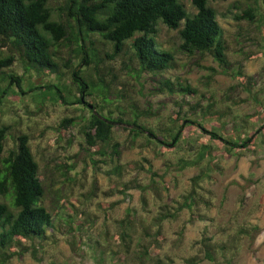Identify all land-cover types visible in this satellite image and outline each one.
<instances>
[{
	"label": "rangeland",
	"instance_id": "1",
	"mask_svg": "<svg viewBox=\"0 0 264 264\" xmlns=\"http://www.w3.org/2000/svg\"><path fill=\"white\" fill-rule=\"evenodd\" d=\"M183 2L189 13L196 12L191 0ZM212 5L224 30L228 66L210 54L181 51L179 31L162 23L159 39L174 53L176 68L164 74L145 73L135 80L120 57H105L98 72L101 70L112 87L113 99L117 93L121 94L120 105L127 112L124 118L134 116L137 111L152 126H166L180 115L186 119L199 117L202 107L213 102L219 115L214 114L215 120L206 122V127L219 130L215 122L222 118L226 122L225 132L230 135L236 124L241 129L243 119L260 116L263 108L259 101L264 102V0H228ZM247 7L255 9L256 21L237 19ZM100 48L105 45L100 44ZM77 51L75 44L60 47V71L51 76L26 71L19 61L0 70L25 79V90L32 82L66 85L73 100V94L77 93L75 80L79 79L72 70L82 58ZM78 70L91 73L95 79L99 77L93 65L82 64ZM3 76L6 75L0 73V90L9 85ZM166 80L176 86L180 81L188 82L197 94L169 92L164 86ZM10 88L0 105V128L9 126V150L16 147L20 135H29L46 188L45 205L54 213L55 228L48 232L46 240L15 244L13 249L20 253L9 264H112L111 253L124 250L119 235L120 220L131 214L136 229L134 250L140 238L146 246L150 245L153 238L147 232L157 231L153 218L162 207L173 210L179 206L193 189V179L204 170L208 176L196 187L198 203L193 210L180 212L176 220L164 222V238L151 253L161 259V264H264V132L257 134L250 148L230 154L219 142L209 141V135L190 128L184 142L172 151H164L155 145H145L142 138L134 141L128 125L118 123L114 132L122 144L123 168L122 175H117L113 164L109 161L106 164L107 157L94 152L92 156L82 150L80 126L61 124L65 118H88V108L42 99V90L21 94L15 82ZM130 99L135 106L128 104ZM113 109V116L119 117L120 112ZM262 120L255 124V129ZM202 138L217 148L215 164L207 162L180 170L181 160L195 158ZM94 160L99 162L94 165ZM67 166H73L69 180L62 176ZM133 183L149 186L146 209L140 189L121 192L125 185ZM97 246L108 250L104 262ZM207 251L213 260L207 258ZM144 264L155 261L146 260Z\"/></svg>",
	"mask_w": 264,
	"mask_h": 264
},
{
	"label": "trees",
	"instance_id": "2",
	"mask_svg": "<svg viewBox=\"0 0 264 264\" xmlns=\"http://www.w3.org/2000/svg\"><path fill=\"white\" fill-rule=\"evenodd\" d=\"M191 1L196 9L193 14L188 12L183 0H0V69L11 68L19 61L26 71L51 76L59 74L60 71V47L75 44L78 47L77 54L82 55L78 67L72 70L74 77L79 79L75 80L77 93L73 94V100L72 92L66 85H37L32 82L30 88L25 90V79L14 72L0 70L1 74L6 75L3 78L9 84L0 90V105L15 82L21 94L42 90V99L88 108V118H65L61 124L80 126L82 150L91 152L92 156L94 152L100 157H107L106 164L111 162L114 166L113 172L117 175H122L123 168L120 164L122 144L114 132L118 123L128 125L134 141L142 138L145 145H155L164 151H172L184 142V135L190 128L209 135V141L219 142L225 146L227 153L250 148L256 142L257 134L264 132V102L259 101L263 108L259 118L253 115L243 119L241 129L236 124L230 135L225 132L226 122L222 118L215 122L219 130L213 131L206 127V122L215 120L214 114L219 115L213 109V102L202 107L199 117L186 119L180 115L170 125L155 127L145 122L143 115L137 111L134 116L124 118L127 112L126 107L120 105L121 94L117 93L113 99L112 87L103 78L101 70L98 72L105 57H120L135 80H140L145 73L164 74L176 68L174 53L159 39L161 23L169 29L179 31L181 51L191 55L210 54L222 65L228 66L224 30L218 20L217 10L212 5V2L228 0ZM237 19L256 21L255 9L247 7ZM100 44L105 45V48H100ZM108 45L110 47L106 50ZM82 64L93 65L99 77L95 79L91 73L78 70ZM164 86L172 93L178 91L183 94H197L188 82L180 81L176 86L171 80H166ZM89 97L90 101L87 100ZM127 102L131 107L135 106L132 99ZM89 104L93 108H89ZM113 108L120 112L119 117L113 116ZM144 117L146 121L149 120L148 115ZM259 120H262L261 124L255 129L254 126ZM8 131L9 126L0 128V264H9L13 257L19 255L20 252L13 249L15 244L21 245L23 240H46L48 232L55 228L54 213L45 205L46 188L39 162L30 145V137L27 134L20 135L16 147L9 150ZM209 141L200 139L195 158L181 160L180 170L200 167L207 162L208 165L215 164L214 160L218 158L217 148ZM97 162L99 161L94 160V165ZM66 168L62 176L69 180L73 166ZM207 176L208 173L204 170L193 179V189L184 197L183 202L178 203L179 206L173 210L162 207L153 218L157 231L153 234L147 232L153 238L150 245L146 246L140 238L134 250L136 229L131 214L128 213L126 218L120 220L119 235L124 250L111 253V263L139 264L142 261L144 264L146 260H154L155 264H161V259H156L151 252L160 247L164 238V222L176 220L184 209H194L199 197L196 187ZM133 188L141 190L146 209L149 203L145 194L149 186L133 183L125 185L121 192L125 194ZM97 251L104 262L108 250L97 246ZM207 258L214 259L209 251Z\"/></svg>",
	"mask_w": 264,
	"mask_h": 264
},
{
	"label": "water",
	"instance_id": "3",
	"mask_svg": "<svg viewBox=\"0 0 264 264\" xmlns=\"http://www.w3.org/2000/svg\"><path fill=\"white\" fill-rule=\"evenodd\" d=\"M88 107H89V108H93V105H92V104H89Z\"/></svg>",
	"mask_w": 264,
	"mask_h": 264
}]
</instances>
